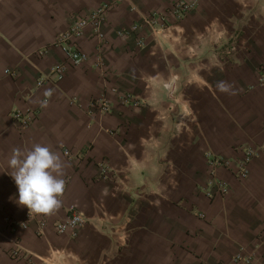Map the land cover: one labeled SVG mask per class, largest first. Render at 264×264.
I'll use <instances>...</instances> for the list:
<instances>
[{
	"label": "crops",
	"instance_id": "0c3cea01",
	"mask_svg": "<svg viewBox=\"0 0 264 264\" xmlns=\"http://www.w3.org/2000/svg\"><path fill=\"white\" fill-rule=\"evenodd\" d=\"M173 2L0 0V264H230L237 252L264 264V0H197L180 19ZM100 6V39L88 25L55 43ZM152 13L166 14L162 29L119 34ZM64 46L86 61L72 64ZM173 76L176 103L164 88ZM102 94L110 110L90 112ZM14 111L31 112L30 123ZM37 143L60 155L66 190L56 213L27 218L8 159ZM247 147L258 154L246 175L219 167L228 190L208 196L205 152L235 161ZM70 209L83 223L57 233Z\"/></svg>",
	"mask_w": 264,
	"mask_h": 264
},
{
	"label": "built area",
	"instance_id": "2783aa9c",
	"mask_svg": "<svg viewBox=\"0 0 264 264\" xmlns=\"http://www.w3.org/2000/svg\"><path fill=\"white\" fill-rule=\"evenodd\" d=\"M197 0H174L170 10L169 14L174 19H180L182 16L190 12L192 9L196 7ZM104 6H100L97 8L94 12H92L90 15L86 17H80L74 20V22L61 34H59L56 38L55 43L56 44H64L66 43L70 38L72 37H80L86 26H90L92 28L93 34L96 38L100 39L101 34L98 31V24L102 19V13L104 11ZM166 22V14L165 13H152L149 16L145 17L142 24H132L130 26V29L120 30L119 34L127 35L130 33L136 34L138 33L139 29L142 27V25H148L151 28H153L155 31L159 28H163ZM138 45L142 44V39L137 34V40ZM64 51L68 59L71 61L72 64L78 65L82 64L86 61V55L77 50L76 48L72 46H64ZM101 61L100 57L96 58L95 65L99 64ZM65 66L62 63H57L51 68V73L55 75V77L58 79L62 76L64 73ZM264 79V74L261 77ZM177 78L176 76H173L172 78L166 80L164 82V88L166 90V94L169 100L176 103V96H177V85L176 82ZM120 100L123 104L130 105V106H139L140 102L136 100V98L129 93L120 94L119 96ZM89 110L92 112L94 109L106 113L110 110L109 100L108 98L102 94L96 98H92L89 101ZM31 112L27 113H21L19 111H14L12 113V117L16 120H18L22 125H27L31 121ZM258 154V150L255 148L247 147L244 150L243 156L241 158L236 159L235 161H232V159L223 156V155H216L212 153L211 151L205 152L206 156V163L208 167L209 172V178L207 180V189L206 194L210 197H213L214 195H222L227 192L228 186L225 184V182L221 179H219L216 176V170L219 167H224L227 169H231L230 165L231 163H234L235 170L233 173L236 176H245L247 173V163L249 160L256 156ZM29 214H27V218H30ZM11 226L13 227H27V222H14L11 220H7ZM84 219L80 216L79 213H77L75 210H68L66 213V216L64 219L56 221L52 224L53 229L57 233H63L66 231L69 227H78L83 223ZM47 225V222L45 219H38L37 220V233H41V229ZM260 236L262 238L261 243V259H264V225L260 232ZM21 250L20 248L14 247L11 248L9 253L12 256H18L20 254ZM25 257H27L26 254ZM256 257L253 253L249 254H242L241 252L235 253V255L232 257V262L230 264H256Z\"/></svg>",
	"mask_w": 264,
	"mask_h": 264
},
{
	"label": "clouds",
	"instance_id": "9594fccd",
	"mask_svg": "<svg viewBox=\"0 0 264 264\" xmlns=\"http://www.w3.org/2000/svg\"><path fill=\"white\" fill-rule=\"evenodd\" d=\"M220 88L227 90L223 82ZM51 95L52 90L48 89L45 96ZM46 106L47 100L42 101L41 107ZM8 167L18 188L17 203L28 209L29 216H50L63 206L65 165L60 155L50 147L38 143L31 149L15 147L8 159Z\"/></svg>",
	"mask_w": 264,
	"mask_h": 264
}]
</instances>
